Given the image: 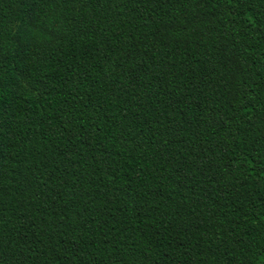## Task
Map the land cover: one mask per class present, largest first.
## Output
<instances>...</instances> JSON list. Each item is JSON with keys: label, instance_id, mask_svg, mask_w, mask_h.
Here are the masks:
<instances>
[{"label": "trees", "instance_id": "obj_1", "mask_svg": "<svg viewBox=\"0 0 264 264\" xmlns=\"http://www.w3.org/2000/svg\"><path fill=\"white\" fill-rule=\"evenodd\" d=\"M0 264H264V0H0Z\"/></svg>", "mask_w": 264, "mask_h": 264}]
</instances>
